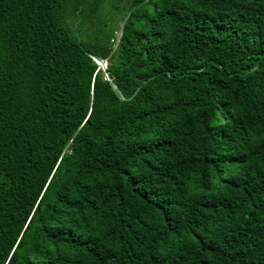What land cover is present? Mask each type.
Wrapping results in <instances>:
<instances>
[{
    "label": "trees",
    "instance_id": "1",
    "mask_svg": "<svg viewBox=\"0 0 264 264\" xmlns=\"http://www.w3.org/2000/svg\"><path fill=\"white\" fill-rule=\"evenodd\" d=\"M0 264H264V0H0Z\"/></svg>",
    "mask_w": 264,
    "mask_h": 264
},
{
    "label": "water",
    "instance_id": "2",
    "mask_svg": "<svg viewBox=\"0 0 264 264\" xmlns=\"http://www.w3.org/2000/svg\"><path fill=\"white\" fill-rule=\"evenodd\" d=\"M90 57H91V58L95 61V63H97L99 66L101 65V68H102L103 70H105V64H104L103 60H102L100 57H98L97 55H92V54H90ZM105 75L107 76V79H108V80L110 81V83L112 84V87L115 89L116 87L114 86V84H113L111 78L109 77V75L107 74V72H105Z\"/></svg>",
    "mask_w": 264,
    "mask_h": 264
},
{
    "label": "rangeland",
    "instance_id": "3",
    "mask_svg": "<svg viewBox=\"0 0 264 264\" xmlns=\"http://www.w3.org/2000/svg\"><path fill=\"white\" fill-rule=\"evenodd\" d=\"M119 26H120V22L117 20L115 22V27H117V29H118ZM80 34H81L82 38H85L87 36H90V37L94 36L93 30L91 32H88L86 29H84V30L81 31ZM116 36L118 37V34H116ZM100 67H101V65H100Z\"/></svg>",
    "mask_w": 264,
    "mask_h": 264
}]
</instances>
